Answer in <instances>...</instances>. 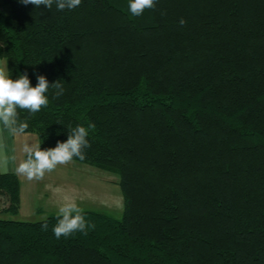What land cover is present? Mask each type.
<instances>
[{
  "label": "trees",
  "instance_id": "trees-1",
  "mask_svg": "<svg viewBox=\"0 0 264 264\" xmlns=\"http://www.w3.org/2000/svg\"><path fill=\"white\" fill-rule=\"evenodd\" d=\"M0 58L33 87L60 81L19 120L42 149L95 125L73 161L116 174L124 198L60 239L56 214L0 217V264H264V0H157L140 17L128 0H0ZM20 205L0 171V213Z\"/></svg>",
  "mask_w": 264,
  "mask_h": 264
},
{
  "label": "clouds",
  "instance_id": "clouds-1",
  "mask_svg": "<svg viewBox=\"0 0 264 264\" xmlns=\"http://www.w3.org/2000/svg\"><path fill=\"white\" fill-rule=\"evenodd\" d=\"M19 2L25 6L34 5L36 8L45 6L49 10L55 5L58 11H63L76 9L82 0H19ZM156 3L157 0H128V10L133 17H140L146 10L155 9ZM185 23V20H180L181 26ZM37 80V85L33 87L26 74L13 79L4 67H0V124L13 136L25 135L28 128L26 121L19 120L18 109L35 114L48 106L49 99L46 93L50 88L56 90L57 97L63 93L60 81L50 84L43 75H38ZM94 127L95 125H89L88 128L82 125L68 126L70 130L68 139L58 142L55 147L49 149H42L38 143H25L22 151L26 158L16 164L15 173L29 181H39L58 166L71 163L74 158L85 160L84 150L91 146L88 140L89 129ZM10 160L15 161L16 158L14 156L9 158L0 152V171L7 173ZM61 191L59 188L55 189L56 193ZM83 212L73 196L62 195L56 213L57 222L52 229L56 238L70 237L77 232L86 235L89 229H95V224L89 223ZM41 227L47 231L48 223L45 221Z\"/></svg>",
  "mask_w": 264,
  "mask_h": 264
},
{
  "label": "rangeland",
  "instance_id": "rangeland-1",
  "mask_svg": "<svg viewBox=\"0 0 264 264\" xmlns=\"http://www.w3.org/2000/svg\"><path fill=\"white\" fill-rule=\"evenodd\" d=\"M0 63L6 69L5 60L0 58ZM19 138L15 136L11 144L9 143L11 157L16 158L10 162L14 169L21 159L26 158L22 151L24 144H39L36 134H31L26 142ZM51 173L53 176L48 173L39 181H29L26 177L19 176L22 185L20 211L17 215L0 213V217L25 221L44 220L57 213L58 204L64 194L73 196L83 210H97L116 217L122 216L124 198L116 174L76 161L60 165ZM56 174H59L60 179ZM57 188L62 190L61 193L55 192ZM1 206H7V201Z\"/></svg>",
  "mask_w": 264,
  "mask_h": 264
},
{
  "label": "crops",
  "instance_id": "crops-1",
  "mask_svg": "<svg viewBox=\"0 0 264 264\" xmlns=\"http://www.w3.org/2000/svg\"><path fill=\"white\" fill-rule=\"evenodd\" d=\"M0 67H3L2 63H0ZM31 134H35V133L26 132V134L23 136H20L19 139L22 138V139H24V142H26L28 140V138L31 136ZM14 138H15V136H13L6 128L3 127L2 124H0V147H1L0 152H3V154L8 156L9 158H11V156H12V150H11V147H9V143L11 144V142ZM10 162H11V160H10ZM10 162L8 164V171L7 172H15L13 170L14 168H11ZM50 174L52 175L53 173H50ZM58 175L59 174H56L57 177H58ZM58 179H60V178L58 177ZM69 180H71V179H69ZM21 193H22V185H21Z\"/></svg>",
  "mask_w": 264,
  "mask_h": 264
}]
</instances>
